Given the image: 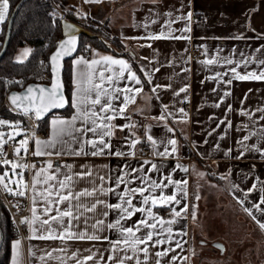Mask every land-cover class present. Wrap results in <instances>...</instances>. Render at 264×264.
I'll return each mask as SVG.
<instances>
[{
  "label": "crops",
  "instance_id": "obj_1",
  "mask_svg": "<svg viewBox=\"0 0 264 264\" xmlns=\"http://www.w3.org/2000/svg\"><path fill=\"white\" fill-rule=\"evenodd\" d=\"M66 9L81 22L104 25L108 34L119 41L115 51L91 49L88 53L76 54L70 60L69 105L71 106L75 90L73 62L81 56L90 61L111 55L127 61L142 83L135 85L134 82L121 79L116 87H142L143 91L136 96L134 103L127 106L123 114H118L111 121V124L118 126L110 139L111 152H122L124 155H110L106 150V154L102 156L64 154L35 157L57 158L61 165H71V168L61 169V172L68 174L90 170L91 177L74 180V191L86 188L91 190L93 187L115 189V192L107 195L97 191L93 197L82 198L81 202L88 206L97 199L113 205L121 203L118 197L125 185L121 184L116 188L115 179L125 173H128L127 179L131 181L127 185L130 188H147L151 181L167 184L168 177L173 182L187 183H172L163 189L166 195H176L180 204L142 205L143 198L139 194L132 198L136 207H152L157 217L175 221L163 226L157 224L155 231L159 235L154 236L153 240H163L164 243L152 247L153 242H149L147 259L143 252L122 250L125 247L123 245L118 246L121 250L113 252L106 240L28 239L31 235L28 229L24 246L21 242L22 264H61V261L63 264H76L77 260L83 261L88 255H93V260L86 261V264H117L119 258L124 256L134 257L132 260H125V264H136L137 258L141 264H156L157 259L161 260V264H194L193 259L195 264H216L217 257L206 246L209 242L222 244L223 251L212 245L222 256L229 251L227 235L230 233L235 234L237 240L232 243L231 248L236 264H244V260L246 264H264V230L257 223V220L264 221V212L254 207L264 195L260 191L264 188V111H260L264 109V80L232 79L230 71L232 67H236L237 72L246 74L251 71L259 72L264 67L258 63L259 60H264V0H101L99 3L68 0ZM188 13H192L190 20H175L176 17H187ZM174 20L170 25L173 37L183 35L190 37L189 39L146 38L162 31L167 33L169 22ZM3 23H0V33ZM185 27H189L191 31L181 32L180 29ZM195 48L200 50L196 56L193 54ZM26 49L29 50L28 47L16 50V61L27 58L29 51L26 56L23 55ZM207 60H213L214 63H204ZM229 60L232 61L231 64L226 63ZM114 68L118 71L119 66ZM141 68L144 69L143 72ZM156 69L159 71H155ZM149 77L151 83L148 82ZM228 80H231L230 84L226 83ZM156 85L161 87L154 92L153 87ZM181 88L187 90L180 92ZM226 92L229 94L225 95ZM122 102L123 95L113 101L117 109ZM186 105L187 109L184 108ZM75 112L71 106L68 115H50L44 127V130L49 131V136L39 139L48 141L52 138L51 121L54 118L71 120ZM90 126V122L85 125L82 120L75 123L77 128ZM72 136L80 142L93 138L90 132L86 136L73 132ZM245 136L249 139L244 140ZM60 139L71 143L72 149L78 150L80 147V143L73 142L67 135ZM134 140L139 142L132 146ZM169 140L176 141L174 152ZM36 148L33 140L32 153ZM142 149L147 151L146 155L141 153ZM166 149L167 155H158ZM59 150V143L53 149H45L46 152ZM84 150L91 151L87 145ZM21 151L25 153L23 149ZM145 161L148 163H144ZM19 163L24 164L23 161ZM153 164L157 166L155 169L152 168ZM132 169L141 170L133 172ZM17 170L21 171L19 168ZM34 171L32 169L27 175L24 170V184L27 188L23 190L29 198V209L23 219L28 220L32 218L31 209L34 206L38 214L43 207L42 203L33 205L31 200ZM0 172H3L1 165ZM100 177L105 179L102 181ZM59 178L63 179V176ZM253 184L257 185L256 189L245 197L244 193ZM0 191L11 195L2 186ZM159 192L160 189H156L154 192H145V195L158 196ZM182 207L186 211H182L180 217H175L172 209L180 211ZM246 208L251 210L252 215L245 211ZM260 208L264 210V205H260ZM105 211L109 213L106 218L103 216ZM229 213H232L231 222L226 221ZM146 216V212L135 213L131 219L122 220L121 224L132 227ZM119 218V210L97 205L96 211H85L83 217L74 222V230H86L89 234L106 236L115 242L122 238L120 230L108 229L106 225L109 222L115 223ZM98 219L105 220V226L99 232L91 227ZM210 227L211 235L208 236L207 229ZM168 228L172 229L171 233L167 231ZM218 228L220 231H217ZM147 231L148 229L142 228L137 236ZM194 235L199 241L195 257ZM207 238H210L209 242ZM14 240L17 238L10 241L9 264H12ZM177 241L181 244L179 248L176 247ZM138 247L143 248L145 245ZM165 249L174 251H169L168 256L162 258L155 255ZM49 252L52 253V258L47 256ZM109 256L113 259L109 260ZM173 256L176 257L175 260H172ZM40 257L44 259L41 260Z\"/></svg>",
  "mask_w": 264,
  "mask_h": 264
},
{
  "label": "snow or ice",
  "instance_id": "obj_2",
  "mask_svg": "<svg viewBox=\"0 0 264 264\" xmlns=\"http://www.w3.org/2000/svg\"><path fill=\"white\" fill-rule=\"evenodd\" d=\"M85 3H99L101 0H84ZM9 9V0H0V23H3L7 17ZM171 15V13H169ZM192 13H188L187 17H176L175 20L181 19H189L191 18ZM169 22L168 32H161L160 34H150L147 39L159 40V39H168L174 38L177 40L180 39H189L188 36H174L173 30L171 29V23ZM71 25H66L67 29H71ZM181 32L187 33L190 32L191 29L189 27H185L180 29ZM240 39L242 37H236ZM143 47V45H142ZM29 50H24L23 55L26 56ZM74 51H76V37L74 35H68L66 40L60 42L56 53L51 57V61L53 64V81L51 87L40 86L37 85L35 87L29 86L27 88V95L23 97H19L16 95H12L10 97L11 102L17 108H22V111L27 114L30 110L35 111V116L37 119L41 118L42 115L49 111L52 108H62L65 106V99L61 92V84L55 79V74L57 71V62L58 60L65 55H71ZM260 51V49H257ZM19 59V58H18ZM204 63L212 64L213 60H207ZM226 63L231 64L232 61H226ZM260 66H264V60L258 61ZM73 82L75 86V90L73 92V99L71 102V106L76 110L75 114L71 117V120H63L60 118H54L51 121L52 124V138L48 141L35 139V144L37 146L36 150L32 153L34 156H43V155H92V156H102L106 154V150H108V154H114L117 156L124 155L122 152H111L110 139L113 135V130L118 127L116 125L111 124V121L116 118L118 114H123L127 106L130 103H134L136 96L139 95L142 91V87H128L125 85L123 88L116 87V84L121 79H127L128 81L134 82L135 85H141L142 81L137 76L136 72H134L130 66V64L123 59H116L111 55L101 56L98 60H86L84 57H79L73 62ZM114 66H119L118 71L115 70ZM238 66V65H237ZM143 72L144 69L141 68ZM155 71H159L156 69ZM233 74L232 79H240V80H264V67L261 68L259 72L251 71L246 74H240L237 72L236 67H232L230 69ZM106 73H108L106 75ZM125 73L127 76L125 77ZM147 75V74H146ZM219 75V74H218ZM148 82L151 83V77H149ZM226 83H231V80L226 81ZM160 85H156L153 87V91L155 92ZM186 88H181L180 92L186 91ZM178 94V93H177ZM229 93H225L228 95ZM123 95V102L121 106L117 109L113 103L114 100L120 98ZM20 101V103H18ZM27 101V104L24 103ZM97 106L98 109H97ZM219 105H217L218 107ZM183 111V109H181ZM260 111H264V109H260ZM77 120H82L85 125L89 122L91 124L90 127H75V123ZM0 125H9L14 129L19 128V124L11 125L8 121L0 120ZM121 130H123L121 128ZM171 131V129H170ZM79 133L82 136H86L87 133H92L93 138H89L83 142L76 140V137L72 136V133ZM19 132H16L15 135H19ZM69 136L72 138L73 142L80 143V147L78 150L71 148V143L60 139L63 136ZM5 134L0 132V145L7 143V140L4 138ZM105 137L108 139L106 140ZM14 135L12 133L8 134L7 139H14ZM151 139V137H149ZM249 137L245 136L244 140H248ZM28 139H23L19 141L20 147L15 149L16 155L19 156L21 149L25 153L28 152ZM139 141H132V146H134ZM57 143L61 144V150L56 152L45 151V149H53L56 147ZM155 143V142H153ZM168 143L173 145V152L176 150L175 140H169ZM85 145L90 147L91 151L86 152ZM65 146L67 151H65ZM259 151V149H257ZM167 149L164 153H158V155H167ZM243 155V153H241ZM144 163H148L145 161ZM0 164L10 165L11 166V174L13 176L18 177L17 188L13 190L9 187V184L13 183V181H8L6 178L9 176V172L6 170L3 174H0V186L4 188L9 194L14 196L23 197L26 195V191L23 190L27 188V185L24 184V170L28 168L34 169L33 178L31 181V200L33 205L41 204L42 212L40 214L37 213V208L34 206L31 209L32 218L28 220L27 218L20 221L21 224H28L31 235L28 239H40V240H88V241H99L106 240L111 245V250L113 252H117L119 249L118 246H125L122 250L131 249L135 252H143L145 255V259L148 257L149 253V242H153L151 244L152 247L156 245L164 243L163 240H153L154 236L159 235L155 231L157 228V224L163 226L166 223L171 224L175 223V221H165L162 218L157 217L153 211L152 207H136L133 204V197L137 194L141 196L143 199L141 201L142 205L156 206L160 204L161 206L167 204H180V200L176 198V195H166L163 192V189L167 187L168 184L175 183L180 185L181 183L186 184L187 181H175L171 179V177L167 178V184H161L156 181H151L147 188L138 187V188H130L127 185L131 183L130 180L127 179L128 173H125L124 176H118L115 179L116 188H119L121 184L125 185V189L123 192L119 194V200L121 203L117 204H108L106 201L97 199L91 206H88L81 202L84 197H93L97 191H99L102 195H107L109 192H115V189H97L93 187L91 190L83 189L80 191H74V180L80 179L83 180L86 177H91L92 172L90 170H85L79 173L68 174L61 172L62 168H71V165H61L60 167L54 168L51 161H47L44 167L37 168L36 165H28V164H20L16 161H10L8 159H0ZM157 166L155 164L152 165V168L155 169ZM179 167V166H178ZM21 169V171L17 172V169ZM141 169H132L131 171L136 172ZM187 171V169H184ZM63 176V179H60V176ZM224 178V177H221ZM103 181L105 178L100 177ZM143 179V178H142ZM144 182L147 183V180L144 179ZM257 185L253 184L248 192L244 193L245 197H247L248 193L252 192L256 189ZM156 189H160L159 195H145V192H154ZM260 191L264 193V188H261ZM199 199V197H197ZM243 203V201H239ZM63 205V207H61ZM97 205H104L108 209H116L120 212V218L116 220L115 223H107L106 227L108 229H119L121 233V239L116 240L115 242L109 240L108 237H101L96 235L95 233L89 234L86 230L75 231L76 227L74 222L79 221L84 212H94L97 209ZM260 205H264V195L260 197L259 204L254 205V207L258 211L264 212L260 208ZM83 210V211H81ZM186 211L185 207H182L180 211H177L175 208L172 209V214L175 217H180L181 212ZM246 212L249 215H252L250 209L246 208ZM147 213V216L144 219L139 220L132 227H125L121 224V221H127L131 219V217L135 213ZM54 213V214H53ZM108 212L105 211L103 216L106 218L108 216ZM193 216L195 214L193 213ZM44 217V218H42ZM256 219L255 217H253ZM85 224H87V218H84ZM155 221V222H150ZM259 227L264 230V221L257 220ZM105 226V220L98 219L94 224L91 225L93 229L97 232L102 231ZM148 229L146 233L137 236L138 232H141V229ZM163 227L161 228V232H163ZM167 231L171 233L172 229L168 228ZM169 240H171V236H169ZM139 245H145L143 248H139ZM176 247H181L179 241L176 242ZM217 247H221L217 245ZM12 250H13V259L12 264H22L21 262V241L19 239L14 240L12 242ZM30 254L31 249L29 250ZM64 251V250H61ZM169 251H174L173 249H165L163 252H156L155 255L157 257H166L168 256ZM49 258H52V253H47ZM75 256V253H73ZM133 256H124L119 258L117 264H125V260H132ZM41 260L44 257H40ZM109 260H112L113 257L109 256ZM176 257L173 256L172 260H175ZM93 260V255H88L84 257L83 261L77 260L76 264H86V261ZM63 264V261H61ZM136 264H141L140 260L136 259ZM156 264H161V260L157 259Z\"/></svg>",
  "mask_w": 264,
  "mask_h": 264
},
{
  "label": "trees",
  "instance_id": "obj_3",
  "mask_svg": "<svg viewBox=\"0 0 264 264\" xmlns=\"http://www.w3.org/2000/svg\"><path fill=\"white\" fill-rule=\"evenodd\" d=\"M20 0H9L8 17L2 25L0 33V41L4 40L8 20L14 11L16 4ZM59 4L62 12L60 16H54L56 11L55 4ZM68 0H26L19 8L14 17L11 27L10 39L7 50L0 59V119L16 121L19 114L13 110L5 101V88L9 79H24L26 85L31 82H38L41 74L40 63L48 61L49 54L55 48L57 42L61 39L60 22L62 19L75 23L91 34L94 37L82 35L80 37V45L77 54L88 53L91 49H99L104 51H115L118 49L119 41L116 37H112V42L108 44L92 27V25L81 22L75 18L66 9ZM55 17L56 25L52 26V18ZM28 47L29 53L25 60L16 61L15 52L18 48ZM70 60L65 61L63 72V81L65 86V94L69 101L70 98ZM135 66V64H134ZM49 71V70H48ZM50 74V73H49ZM22 88L15 87L13 90ZM71 112V106L68 103L67 108L61 111L62 115H68ZM46 120L39 122V129L44 130ZM8 197L11 195L6 194ZM17 197V196H15ZM0 264H9L10 260V241L14 238L10 214L2 200L0 194Z\"/></svg>",
  "mask_w": 264,
  "mask_h": 264
},
{
  "label": "built area",
  "instance_id": "obj_4",
  "mask_svg": "<svg viewBox=\"0 0 264 264\" xmlns=\"http://www.w3.org/2000/svg\"><path fill=\"white\" fill-rule=\"evenodd\" d=\"M52 24L55 25L54 20ZM200 50L195 48L193 50V54L196 56L198 55ZM41 74L39 75L37 83H48L50 80L49 74V63L48 61H42L40 63ZM26 85L24 79H9L8 83L5 88V101L7 102V94L13 90L15 87L23 88ZM8 103V102H7ZM187 109V105L184 107ZM17 112V111H16ZM19 114L18 121L21 122L23 127L25 128V139H28V152L22 153L20 152L19 156L16 155L15 149L20 147L19 143L16 141H7V143L2 144L0 149V155L3 159L8 160H20L23 161L24 164L28 165H36L37 168H41L45 166L47 161H51L54 168L60 167L61 162L57 158H49V159H37L32 154V142L35 139L44 138L49 136L48 130H40L39 129V121L34 115L33 112L29 111L25 114L23 111L17 112ZM143 155L147 154L145 149L141 150ZM32 168L25 169V173L28 175ZM2 200L6 206L10 214V223H11V230L13 233L14 238L19 239L23 246L25 244V235L29 229L28 224H21L20 221L26 216L28 209H29V198L26 194L23 197H15L11 195L8 197L5 193L1 192ZM160 215V214H158Z\"/></svg>",
  "mask_w": 264,
  "mask_h": 264
},
{
  "label": "water",
  "instance_id": "obj_5",
  "mask_svg": "<svg viewBox=\"0 0 264 264\" xmlns=\"http://www.w3.org/2000/svg\"><path fill=\"white\" fill-rule=\"evenodd\" d=\"M26 0H20L15 8H14V11L12 12L9 20H8V24H7V30H6V34H5V37H4V40L3 41H0V59L3 57L4 53L6 52L7 50V46H8V43H9V39H10V33H11V27H12V24H13V20H14V17L16 16L19 8L24 4ZM66 25H71V29H67L66 28ZM60 27H61V39L57 42L55 48L53 49V51L49 54L48 56V63H49V73H50V80L48 83H36V82H31V83H28L27 85H25L22 89L20 90H11L8 94H7V102L9 104V106L17 111V112H20L22 111V108H17L15 105L12 104L11 102V99L10 97L12 95H16V96H19V97H23L25 95H27V88L29 86H37V85H40V86H47V87H51L52 85V81H53V64H52V61H51V57L53 56L54 53H56L57 51V48L60 44L61 41L63 40H66L68 38V35H74L76 37V51H74L71 55H65V56H62L58 62H57V71H56V74H55V79L61 84V92L64 96V99L66 101L65 103V106L62 107V108H52L50 109L49 111L45 112L41 118L38 119L39 122L45 120L46 118H48L50 115L54 114V113H59L61 111H64L67 106H68V99L66 97V94H65V86H64V81H63V72H64V68H65V61L67 60H71L78 52L79 50V45H80V37L82 35H85V36H88V37H94L93 34H91L89 31H87L86 29H84L83 27L75 24V23H72L70 21H67L65 19H62L61 22H60ZM18 103H20V101H18ZM25 104H27V101H24ZM31 112L34 113L35 115V111L34 110H30ZM1 241H2V238L0 237V244H1ZM215 247H217V245H220L221 247H217L219 248L221 251H223V246L222 244H219V243H215L213 244Z\"/></svg>",
  "mask_w": 264,
  "mask_h": 264
},
{
  "label": "rangeland",
  "instance_id": "obj_6",
  "mask_svg": "<svg viewBox=\"0 0 264 264\" xmlns=\"http://www.w3.org/2000/svg\"><path fill=\"white\" fill-rule=\"evenodd\" d=\"M55 7H56V11L57 13H55L54 16H60L58 13L59 12H62L59 4H55ZM52 18V21L54 20V17ZM51 21V23H52ZM54 23L56 25V21L54 20ZM90 25H92V23H88ZM52 24V26H55ZM96 31L97 33L108 43L110 44L112 42V36L108 34V30L107 28L104 26V25H97V24H94V26H92ZM18 79V78H17ZM9 105V104H8ZM0 120H4V121H8L9 124L11 125H15V124H19V128H16L14 129L13 127H10L9 125H0V132H3L5 134V139L7 141H16L19 143V141L25 139V128L23 127V125L21 124L20 121L16 120V121H11V120H5V119H0ZM16 132H19L20 134L19 135H15ZM9 133H12L14 135V139H7L8 137V134ZM2 145H0L1 147ZM0 159H3L0 155ZM10 161H16V162H20L19 160H10ZM2 167H3V172H5L6 170L9 172V176L6 178V183L10 180V181H13V183L9 184V187H11L12 189H14L15 187L17 188V183L16 181H18V177L16 176H13L11 174V166L10 165H3V164H0ZM17 172H19L18 170H16ZM3 172H0V174H3ZM231 215L232 213H229V215L227 216V219L226 221L228 222H231ZM230 224V223H229ZM212 228H208L207 231H208V236H210V230ZM217 231H220L219 228L217 229ZM221 233V232H220ZM228 234V233H227ZM228 236V247H229V251H226V253H224L222 256L219 255V252L214 250L212 248V245L213 243L212 242H209L210 238H207V241L209 242V244L206 246V249L210 252H213L215 254V256L217 257V263L219 262V264H236V260H234L232 257H233V252H232V243L236 242V235L235 234H229L227 235ZM199 246V241H198V237L196 235H194L193 237V248H194V252H193V255L195 257V254H196V249L197 247ZM244 264H246V261L244 260L243 261ZM193 263L195 264V261L193 259ZM216 263V264H217Z\"/></svg>",
  "mask_w": 264,
  "mask_h": 264
}]
</instances>
